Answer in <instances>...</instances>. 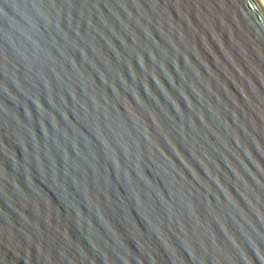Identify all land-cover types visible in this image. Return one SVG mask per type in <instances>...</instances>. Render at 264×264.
I'll use <instances>...</instances> for the list:
<instances>
[{"label": "water", "instance_id": "95a60500", "mask_svg": "<svg viewBox=\"0 0 264 264\" xmlns=\"http://www.w3.org/2000/svg\"><path fill=\"white\" fill-rule=\"evenodd\" d=\"M0 264H264V3L0 0Z\"/></svg>", "mask_w": 264, "mask_h": 264}, {"label": "bare ground", "instance_id": "6f19581e", "mask_svg": "<svg viewBox=\"0 0 264 264\" xmlns=\"http://www.w3.org/2000/svg\"><path fill=\"white\" fill-rule=\"evenodd\" d=\"M264 3V0H261Z\"/></svg>", "mask_w": 264, "mask_h": 264}]
</instances>
